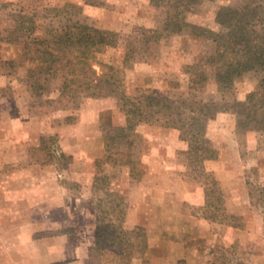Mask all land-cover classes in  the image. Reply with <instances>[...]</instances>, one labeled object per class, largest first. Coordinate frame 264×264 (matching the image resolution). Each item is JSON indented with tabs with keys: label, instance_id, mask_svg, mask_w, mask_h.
<instances>
[{
	"label": "rangeland",
	"instance_id": "obj_1",
	"mask_svg": "<svg viewBox=\"0 0 264 264\" xmlns=\"http://www.w3.org/2000/svg\"><path fill=\"white\" fill-rule=\"evenodd\" d=\"M249 1L216 0L193 5L179 15L184 23L183 31L173 34L164 31L166 11L153 6L151 0H0V264H49L46 256L51 250L54 264H65L59 260L64 258L63 254L57 253L68 254L71 244L78 243L76 231L84 222L79 214L81 209L97 215L94 219L98 248L91 252L93 259L88 264H105L118 260L121 254L125 261L131 258L132 261L144 255L149 240L143 228L126 230L113 215L99 223L97 202L91 197H80L83 185L71 178L77 171L75 163L82 158L61 153L59 140L67 126L76 124L85 99L76 107L61 97L63 75L51 78L36 71L30 78L29 72L36 67L28 60L24 41L8 43L1 38L9 35L5 29L21 26L16 17L21 12L61 9L67 11L66 18L72 22L114 31L118 33V44L92 58L106 91L122 92L131 98L139 89L171 98L194 97L214 103L211 119L224 110L234 113L241 125L254 129L237 113L235 104L259 89L264 74L254 70L237 74L230 94L218 91L216 84L217 62L227 54L224 39L228 33L216 23V14L222 6L241 9ZM66 18L59 19L50 13V17L40 19L35 32L37 37L48 38L56 29L61 30ZM198 29H205L207 33L200 31L204 35H197ZM107 97L114 99L120 109L115 94L95 99ZM121 112L127 117V126L122 130L105 131V155L86 171L93 181L102 175L110 179L111 189L122 197L124 204L119 211L127 208V197L115 186L125 177L126 170L135 180L144 178L145 167L141 160L147 145L144 135L137 133L145 121ZM152 126L165 128L160 124ZM206 131L207 128L203 135L208 146L218 156L216 140L207 138ZM258 133L259 141L264 143L263 134ZM91 142L90 146L95 148V140ZM261 148L264 150V144ZM255 152L257 150H242V161L238 156L229 159L235 164V175H244L246 181L264 185V151L259 167L248 166ZM177 161L183 168L184 180L205 188V180L197 173L198 169L208 171L205 162L193 163L183 152ZM48 166L52 170L48 171ZM60 186L68 191L69 198L65 201L55 198ZM100 195L106 197L103 193ZM223 195L222 209L235 217L224 225L234 226L237 231L219 230L222 239L210 242L214 255H219L224 248L231 263L264 264V216L258 200L251 198V203L261 220L252 213L247 216L229 214L227 195ZM62 203L69 212H64ZM47 209H51L49 215ZM188 210L205 216L207 209L203 206ZM64 236L68 237V242L61 241ZM191 243L200 249L206 246L203 240ZM224 244L226 246H222Z\"/></svg>",
	"mask_w": 264,
	"mask_h": 264
},
{
	"label": "crops",
	"instance_id": "obj_2",
	"mask_svg": "<svg viewBox=\"0 0 264 264\" xmlns=\"http://www.w3.org/2000/svg\"><path fill=\"white\" fill-rule=\"evenodd\" d=\"M167 83L171 85V82ZM77 117L76 124L67 126L60 135V150L69 156H81L83 160L75 163L77 171L71 180L83 185V195L79 194L82 199L91 197L94 201L97 199L93 191L94 181L91 176H87V168L95 167L105 155V131L109 128L124 129L127 117L111 97L85 99ZM241 124L232 112H220L209 120L207 138L216 140L219 154L217 158L204 162L207 172L215 175L227 195L229 214L247 216L252 213L257 216V220H261L258 210L252 206L245 176L235 175V164L229 159L230 156H238L242 161V150H257L253 158L248 160V166L259 167L264 143L259 141L261 136H257L259 133L255 129ZM137 133L143 134L147 140L141 160V165L145 167L144 178L135 180L126 170L125 177L117 182L115 189L127 197L124 228L129 231L143 228L149 240L143 256L124 262L110 260L105 264H209L214 252L211 247L213 243L210 242L215 238L222 239L219 230H237L234 226L212 222L204 215L188 210L206 207V192L203 186H195L181 175L183 168L178 165L177 158L180 152L187 154L188 144L180 139L178 130L145 123ZM93 140L97 144L95 148L90 146ZM257 154L259 157L256 158ZM47 170L52 169L48 166ZM55 198L67 200L68 191L60 186ZM61 208L69 212L64 203ZM47 211L49 215L51 209ZM79 214L84 222L81 229L76 231L78 243L71 244L68 254L57 253L63 254L64 258L59 260L65 264H88L93 259L91 252L98 245L95 233L97 222L94 219L97 215L88 209H81ZM181 234L183 238H179ZM68 240L67 236L61 239L63 242ZM196 240L205 241L204 249L191 243ZM46 257L49 258V264H54L53 250Z\"/></svg>",
	"mask_w": 264,
	"mask_h": 264
},
{
	"label": "trees",
	"instance_id": "obj_3",
	"mask_svg": "<svg viewBox=\"0 0 264 264\" xmlns=\"http://www.w3.org/2000/svg\"><path fill=\"white\" fill-rule=\"evenodd\" d=\"M214 1L216 0H151V4L166 11L164 31L177 34L184 29V23L179 19L181 12L189 10L193 5ZM50 13L59 19L68 15L67 11L61 9L21 12L16 17L21 26L5 29L9 35L6 38L1 37L8 43L24 41L28 60L36 67L29 72L31 79L39 71L51 78L63 75L61 97L68 99L76 107L80 106L83 99L115 94L120 109L127 115L139 116L150 125L160 124L165 128L178 130L180 139L188 144L187 155L193 163L199 164L217 158L216 151L208 146L203 135L211 119L213 102L199 101L194 97L158 96L153 91L144 89L137 90L133 98L122 92L106 91L94 68L92 58L104 49L115 47L118 44V33L72 22L70 18H66L61 30L56 29L48 38L37 37L35 32L38 21L50 17ZM215 21L228 31L224 39L227 54L218 59L216 67L217 89L223 94H230L234 89V78L237 74L253 70L264 74V0H251L241 9L222 6ZM198 30L197 35H204L200 31L207 33L205 29ZM235 105L237 113L264 136V75L260 80L259 89L250 93L246 100L236 101ZM197 173L203 181L205 180V218L212 222L228 224V219L235 217L228 215L226 209L221 207L224 192L215 175L202 169H198ZM246 183L250 197L258 200L264 216V186L253 184L248 179ZM93 191L97 197L95 201L98 205V222L103 223L113 215L123 224L126 209L118 210L124 204L122 197L111 191L110 179L103 175L96 177ZM102 193L106 197H102ZM209 208L212 209L208 210ZM97 248L98 245L93 251ZM122 258L121 254L119 261L124 262ZM231 262L223 248L219 255L213 253L209 264H234Z\"/></svg>",
	"mask_w": 264,
	"mask_h": 264
}]
</instances>
